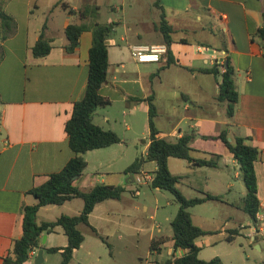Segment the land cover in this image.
<instances>
[{"label": "crops", "instance_id": "obj_1", "mask_svg": "<svg viewBox=\"0 0 264 264\" xmlns=\"http://www.w3.org/2000/svg\"><path fill=\"white\" fill-rule=\"evenodd\" d=\"M94 1L77 0L74 3L73 0H48L47 3L46 0H0V9L15 22L12 33L2 39L0 21V264H3V258L12 249L14 240L23 234L24 207L38 203L30 191L45 183L51 174L60 172L74 156L69 146L66 123L73 114L75 103L86 91L93 36L90 30L84 31L78 48L70 53L66 50L69 42L65 29L73 23L90 24L91 20H81L78 15L70 14L69 9L78 10L88 4H99ZM125 1L121 5L110 6L112 11L122 12L120 18H123L122 25L127 34L119 39L113 37L118 30L115 25L107 41L110 67L107 81L100 93L110 104L97 109L94 122L102 128H105L102 124L112 126L113 122H117L119 115L116 114L117 118L112 111L115 105L125 109L120 112L122 116L128 117L141 112L148 117V100L152 96L157 106V121L160 114L157 102L159 88L164 84L162 77L172 69L171 112L172 122L177 123L172 124V131L169 133L160 129L156 123L160 136L168 140L172 136L178 140L184 135H192L191 147L194 150L201 154H210L213 159L219 160L217 167H194L188 162L190 172L184 175L172 174L181 176L180 181H184V178L188 180L189 194L183 191L187 198H202L207 193L219 196L220 200L197 206L217 202L232 210L237 219L228 213L225 226L235 227L232 231L238 230L236 226L248 230V236L254 241L255 248L264 252L263 244L258 242L259 238L254 232L255 224L242 209L243 204L237 203L232 192L235 184L220 164L224 161L227 169L231 165L234 177L242 180L236 160L227 152L222 141L206 139L228 129L231 136L251 138L253 144L261 150L260 158L255 164L258 197L261 202V217L257 224L264 227V38L261 35V30L264 29V0H159L174 30L171 35L173 41L168 46L174 64L167 65V55L159 63H138L133 59L135 66L124 61L131 46L165 43L163 35L157 30L161 13L158 20H142L135 24L136 29L133 30L128 24ZM112 22L114 21L100 23ZM120 24L119 21L117 25ZM44 26L45 36L52 42V50L48 55L37 58L33 55V47ZM221 61L225 64L229 61L235 68L236 85L240 93L231 118L227 112L228 104L216 100L221 78L217 79L203 71ZM180 71H186L190 75L188 86L179 79ZM205 75L214 77L215 88L211 99L214 105L206 100L207 81L203 79ZM100 109L104 111L103 123L96 121L100 116ZM183 123L187 124L186 129L181 127ZM209 142H212L211 146ZM149 145L147 143V149ZM89 152L84 155L87 161ZM216 156L221 157L219 159ZM171 159L174 158L169 159V164ZM151 163L155 167L147 171L150 173L157 169L156 163ZM83 175L75 183L81 190H89L92 187L80 185ZM103 180L97 183H102ZM119 182L118 180L116 185H109L122 186L118 185ZM113 201L118 200L104 201L96 206L90 215L91 226L95 211ZM110 206L113 210L117 208L114 204ZM83 207L84 201L80 198L62 205H47L40 208L37 219L45 212L52 213V217H48L49 214L37 221H55L61 215H77ZM242 213L248 215L250 220L245 221L246 218L241 217ZM164 237L168 239L162 238L164 242L158 243L156 249L151 251L150 264H165L174 256L181 257L186 254L184 250H174L172 235ZM196 243L201 250L212 246L210 240L198 239ZM67 244L68 239L61 228H57L54 233L44 234L40 248L32 253L27 264H34L39 249L44 251V264L48 260L45 248H64ZM166 247L169 248V257L164 255ZM79 250H75L74 257ZM61 253L62 250L57 252L59 255Z\"/></svg>", "mask_w": 264, "mask_h": 264}, {"label": "trees", "instance_id": "obj_2", "mask_svg": "<svg viewBox=\"0 0 264 264\" xmlns=\"http://www.w3.org/2000/svg\"><path fill=\"white\" fill-rule=\"evenodd\" d=\"M155 6L161 10V19L158 29L163 35L164 42L168 46L172 43L171 37L174 32L167 20L165 10L160 6L159 0H156ZM68 8V6H65ZM70 14H76L81 20H91L90 24L83 22L81 24H70L65 29L68 39L66 50L73 53L79 46L80 37L86 30L92 32L93 41L89 51V74L86 91L84 96L75 103L73 114L66 123V132L68 134L69 146L74 153L73 158L66 166L57 173L49 176V179L40 186L33 188L30 193L38 200V203L32 206H25L23 209V234L15 239L12 249L8 255L3 258V264H27L31 260L32 253L40 248L41 237L44 234L54 233L57 228H61L68 239V244L64 248H49L45 250L48 253H57L62 250V260L59 264H70L74 258V252L80 249L85 241V236L81 226L90 227L93 233L99 235L96 228L90 224V215L96 206L108 200H121L126 188L124 186L108 185L97 183L89 190H81L75 183L87 168V161L84 155L89 151L108 148L120 143L118 134L112 130H106L94 122V114L100 107L110 104V101L104 98L100 91L107 81L109 62V46L107 41L111 36L116 22L100 23L98 21L100 7L96 4H88L84 7L73 10L69 9ZM0 21L3 29L2 39H6L12 33L15 22L12 17L6 15L0 9ZM33 47L34 57H44L52 50V42L46 38L44 30ZM264 38V29L261 30ZM168 64H174L168 52ZM225 71L222 72L220 65L215 64L210 69L203 70L205 73L214 75L219 82V94L216 97L218 102L228 104V116L231 118L235 113V107L240 99V93L236 85V71L231 62L224 65ZM149 138L150 145L147 153L138 157L126 170V174L133 177L144 171L148 162H155L157 169L151 174L154 180L151 187L161 190H167L180 207L172 220L173 229L172 240L174 250H184L186 254L181 257L169 259L165 264H223L219 257L211 260L201 259L199 254L201 248L197 245V240L214 234V231L205 230L192 219L190 208L204 204L212 200H220L219 196L207 193L205 197L187 198L178 187L181 176L173 175L169 168V159L177 158L186 160L194 167H217L218 161L215 159L195 158L192 155L194 149L191 147L192 135H184L175 142L169 141L160 136V131L156 126V117L158 115L157 106L153 102L154 97L149 98ZM1 103V98H0ZM231 138V140H229ZM206 139L222 141L227 152L240 165L239 173L245 183L247 192L243 198L242 209L251 217L253 224L258 223L257 214L261 211V202L258 197V179L255 164L260 158L261 150L255 146L252 139L242 136H231L229 130H223L217 136H208ZM220 157L221 156H216ZM76 178V179H75ZM80 198L84 201V207L80 214L61 215L55 221H43L38 223L37 214L41 207L47 205H62L67 201ZM239 230L230 231L228 242L235 240ZM164 240L152 239L150 250L154 251L158 243ZM264 264V263H262Z\"/></svg>", "mask_w": 264, "mask_h": 264}, {"label": "rangeland", "instance_id": "obj_3", "mask_svg": "<svg viewBox=\"0 0 264 264\" xmlns=\"http://www.w3.org/2000/svg\"><path fill=\"white\" fill-rule=\"evenodd\" d=\"M74 3L77 0H73ZM48 3V0H46ZM101 7V17L99 22H116L117 33L113 35L117 39L127 34L123 27L122 12L112 11L111 5H121L124 0H95ZM126 11L128 13V24L135 30L137 23L152 22L159 19L160 10L155 6L156 0H126ZM44 3V2H43ZM111 19V20H110ZM120 21V25L117 23ZM140 30V29H138ZM183 33L181 34V36ZM128 65L135 66V62L129 53L124 60ZM179 76L186 86H188L190 75L186 71H180ZM207 81V98L206 100L212 104V95L215 88L214 77L211 75L203 76ZM164 84L159 88V119L156 121L158 127L166 133L172 131V69L162 77ZM106 107V106H105ZM100 109V116L96 119L97 123H103V112ZM122 106L115 105L112 108L115 116L119 115L117 122H113L112 126L104 125V129H114L121 139L120 143L112 145L108 148L97 151H90L86 158L88 159L86 170L80 185L93 187L97 181L102 183L122 185L126 188L121 200L113 201L109 205L102 206L95 211L92 217V225L97 229L99 235L92 232L90 227L81 226L85 236V242L76 253L70 264H150L151 263V240L167 238L164 236H173L171 222L175 218L179 203L174 199V195L167 190H161L151 187L149 184L139 182V177L134 176L135 181H127L130 175L126 174L127 168L140 156L145 155L147 151V143H150L148 117L145 113L138 112L136 115L128 117L120 115L124 111ZM126 113H129L126 111ZM117 114V115H116ZM130 114V113H129ZM118 118V116H117ZM130 127V130H128ZM183 129L187 128V124L183 123ZM170 141L176 140L172 136L168 137ZM212 142H209V146ZM194 156L207 157L213 159L210 154H201L194 150ZM172 158V157H171ZM223 170L229 174L230 180L235 184L233 195L237 199L239 205L243 204V196L245 198L247 189L245 183L241 179L234 177V169L230 165L227 169L224 161L220 162ZM170 170L173 174L184 175L190 172L188 161L182 159H171ZM155 165L148 162L145 166L146 171L154 169ZM178 184L180 190L189 194L188 180L180 181ZM86 183V184H84ZM137 192L139 194H137ZM110 204L116 205V209H111ZM193 214L192 219L196 225L208 231H214V234L200 238L201 241L210 240L212 246L204 247L200 251L201 257H219L223 264H262L264 261V252L255 248L254 241L248 236L249 231L243 228L235 235L233 242H228L230 231L235 227L225 226L226 215L231 213V217L237 219V215L232 210L227 209L217 202H210L204 206H195L189 209ZM52 217V213H43L38 217L41 221L43 217ZM241 217H245V221H249L248 215L242 213ZM232 224L236 222H231ZM161 228V231H159ZM163 237H159L162 236ZM259 238L258 242L263 244L264 235L256 234ZM173 241V240H172ZM59 243V239L57 240ZM168 247L164 251L165 257H169ZM48 260L44 264H59L62 260L61 255L57 253H47Z\"/></svg>", "mask_w": 264, "mask_h": 264}, {"label": "built area", "instance_id": "obj_4", "mask_svg": "<svg viewBox=\"0 0 264 264\" xmlns=\"http://www.w3.org/2000/svg\"><path fill=\"white\" fill-rule=\"evenodd\" d=\"M169 51L168 45L165 43L161 44H150V45H133L130 47V54L132 58L138 63H159L162 59L167 56ZM216 64L220 65L221 71L224 72L225 63L223 61ZM147 153V151H146ZM139 177V182L143 184H149L154 180V175L147 171H142L137 175ZM137 194H139L137 192ZM261 217L260 212L257 214V219ZM254 232L256 234L264 235V227L256 224Z\"/></svg>", "mask_w": 264, "mask_h": 264}, {"label": "water", "instance_id": "obj_5", "mask_svg": "<svg viewBox=\"0 0 264 264\" xmlns=\"http://www.w3.org/2000/svg\"><path fill=\"white\" fill-rule=\"evenodd\" d=\"M229 140H231V138ZM238 168H240V165H238ZM127 181H133L134 182V177L132 175H130V178L127 179ZM44 242H46V236H44ZM43 254H44L43 249H39L37 256L34 259V264H43V262H44Z\"/></svg>", "mask_w": 264, "mask_h": 264}]
</instances>
